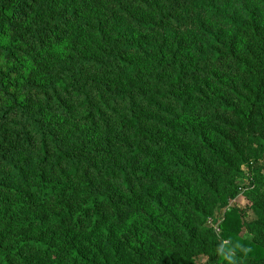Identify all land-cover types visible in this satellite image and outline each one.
Returning <instances> with one entry per match:
<instances>
[{"label": "trees", "instance_id": "obj_1", "mask_svg": "<svg viewBox=\"0 0 264 264\" xmlns=\"http://www.w3.org/2000/svg\"><path fill=\"white\" fill-rule=\"evenodd\" d=\"M200 259L264 264V0H0V264Z\"/></svg>", "mask_w": 264, "mask_h": 264}, {"label": "rangeland", "instance_id": "obj_2", "mask_svg": "<svg viewBox=\"0 0 264 264\" xmlns=\"http://www.w3.org/2000/svg\"><path fill=\"white\" fill-rule=\"evenodd\" d=\"M252 184V177L249 173H246L244 175V177L238 182V188H239V193L237 195V198L235 201L232 202L231 204V208L235 207L238 208L240 210H244L246 211L247 208L250 206V202L248 201V199L244 196V190H248L249 188H251ZM247 219L252 218L251 214H247ZM220 218L218 217H214L212 219H209L208 221V225L211 227L213 226V229L216 228V232H218V224H219ZM205 261V259H200V261L197 264H203Z\"/></svg>", "mask_w": 264, "mask_h": 264}]
</instances>
